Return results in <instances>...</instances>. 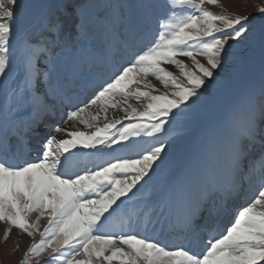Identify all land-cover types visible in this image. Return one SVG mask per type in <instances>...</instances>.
Masks as SVG:
<instances>
[{"label":"snow or ice","instance_id":"obj_1","mask_svg":"<svg viewBox=\"0 0 264 264\" xmlns=\"http://www.w3.org/2000/svg\"><path fill=\"white\" fill-rule=\"evenodd\" d=\"M216 4L0 0V224L32 239L20 264H264V7ZM257 55L258 80L221 79ZM178 121L195 150L164 176Z\"/></svg>","mask_w":264,"mask_h":264},{"label":"rangeland","instance_id":"obj_2","mask_svg":"<svg viewBox=\"0 0 264 264\" xmlns=\"http://www.w3.org/2000/svg\"><path fill=\"white\" fill-rule=\"evenodd\" d=\"M55 2V0H53ZM205 7L212 13L228 14V15H250L251 17H259L258 7H264V0H217L215 6L205 5ZM258 22V20H257ZM186 64L190 66L191 62L187 58H181ZM203 62V61H202ZM169 67L170 70L176 71L174 68ZM178 75V72L176 73ZM260 75V63L258 55L251 63H244L239 65H229L224 72L221 73V79L226 81H239L244 78L258 80ZM152 83L157 87L162 89V86L155 80H152ZM226 90H212L209 93V102L206 108L202 111L199 120L203 123L210 122L217 115V106L223 103L226 97ZM116 116H121L123 113L116 112ZM178 132H183L179 134ZM174 133V137L168 139L167 142H170L177 137H181L178 141V144L173 148L169 149L170 155L166 159L168 160V168L162 170V175L168 176L170 170L175 169L176 161L178 158L186 157L191 152L195 150V136L190 131H185V125L182 121H178L170 126L165 133L163 139L165 140L167 135ZM56 135L57 139H61L58 134ZM134 140L137 138H133ZM147 138H141L139 142L142 144L143 140ZM145 147L147 145H144ZM251 193L244 194L241 198L234 199L229 207L227 215L224 216V221L227 223L241 208L244 203L247 201L248 195ZM223 218V217H222ZM221 221V219H220ZM219 221V223H220ZM224 222V223H225ZM42 230V229H41ZM5 226L0 224V264H20L21 260L24 258V253L27 251L28 247L33 242L31 238L26 235L20 234L17 230L13 229L7 240L4 239ZM142 235L153 237L161 240L165 244H171L170 238L165 235H159L158 233H151V230L144 231L140 230ZM149 233V234H148ZM205 234V233H204ZM206 238V236L204 235ZM40 238L37 235L36 240ZM203 240L195 249L197 252H202L204 247ZM203 246V247H202ZM31 264H35V261H31ZM62 264V262H58Z\"/></svg>","mask_w":264,"mask_h":264},{"label":"bare ground","instance_id":"obj_3","mask_svg":"<svg viewBox=\"0 0 264 264\" xmlns=\"http://www.w3.org/2000/svg\"><path fill=\"white\" fill-rule=\"evenodd\" d=\"M33 155H35V152H33ZM226 216V215H225ZM224 216L223 218L221 219L220 223H219V227H214L211 231H208V232H205V236L206 238H211V237H215L216 235L220 234L223 230V225L226 223H224ZM153 234V232L151 231L150 234ZM149 234V233H148ZM205 244H203L204 246ZM202 246V247H203Z\"/></svg>","mask_w":264,"mask_h":264},{"label":"trees","instance_id":"obj_4","mask_svg":"<svg viewBox=\"0 0 264 264\" xmlns=\"http://www.w3.org/2000/svg\"><path fill=\"white\" fill-rule=\"evenodd\" d=\"M179 134H182L181 132H178ZM175 135H174V133H170V134H168L167 135V137H166V139H165V142H167L168 141V139H171V138H173Z\"/></svg>","mask_w":264,"mask_h":264}]
</instances>
